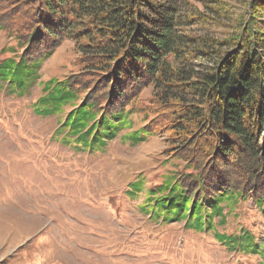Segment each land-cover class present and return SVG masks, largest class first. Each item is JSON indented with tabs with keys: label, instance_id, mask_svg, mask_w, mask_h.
I'll use <instances>...</instances> for the list:
<instances>
[{
	"label": "trees",
	"instance_id": "1",
	"mask_svg": "<svg viewBox=\"0 0 264 264\" xmlns=\"http://www.w3.org/2000/svg\"><path fill=\"white\" fill-rule=\"evenodd\" d=\"M201 2L203 13L185 0H0V32L14 43L0 82L25 95L41 65L72 42L75 72L42 86L36 113L69 109L60 128L79 150L122 130L131 129L120 138L133 146L162 138L164 160L181 165L147 189V214L197 230L224 224L243 203L264 215V0H250L225 40L194 35L199 20L226 16L218 1ZM145 185L129 183L131 197ZM218 238L244 247L250 236Z\"/></svg>",
	"mask_w": 264,
	"mask_h": 264
},
{
	"label": "rangeland",
	"instance_id": "2",
	"mask_svg": "<svg viewBox=\"0 0 264 264\" xmlns=\"http://www.w3.org/2000/svg\"><path fill=\"white\" fill-rule=\"evenodd\" d=\"M185 1L203 13V0ZM216 1L225 18L199 20L194 35L231 37L250 2ZM12 48L0 32V61L11 57ZM76 56L72 42L62 43L23 96L0 82V264H264V215L247 203L227 214L224 224L218 218L201 230L169 223L163 215L150 218L147 189L181 165L164 160L162 138L133 146L120 138L131 129L122 130L106 146L79 150L60 128L69 109L55 116L36 113L42 86L75 72ZM150 93L142 91L141 107ZM142 179L144 189L131 197L129 183ZM242 233L250 236L244 247L218 238Z\"/></svg>",
	"mask_w": 264,
	"mask_h": 264
}]
</instances>
